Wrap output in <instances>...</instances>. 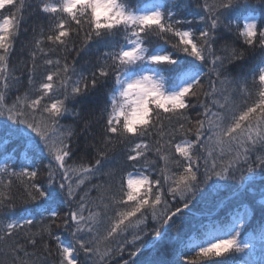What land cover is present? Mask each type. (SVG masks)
<instances>
[{"label": "snow or ice", "instance_id": "1", "mask_svg": "<svg viewBox=\"0 0 264 264\" xmlns=\"http://www.w3.org/2000/svg\"><path fill=\"white\" fill-rule=\"evenodd\" d=\"M256 51L264 0H0V264H264V204L242 202L264 173ZM102 86L78 155L62 120Z\"/></svg>", "mask_w": 264, "mask_h": 264}, {"label": "trees", "instance_id": "2", "mask_svg": "<svg viewBox=\"0 0 264 264\" xmlns=\"http://www.w3.org/2000/svg\"><path fill=\"white\" fill-rule=\"evenodd\" d=\"M25 15H28V13L26 12ZM37 20V16L29 17L28 25H32ZM30 37L31 32L27 34L22 33L20 40L16 45L17 49H19L21 42L30 39ZM73 55L75 54L73 53ZM97 55L98 52L96 45H93L87 51L82 52L81 55L77 57V69L79 70L81 68H88L90 66V63L95 61ZM261 58H264V53L256 51L254 54L249 56L246 65H251ZM69 59H71V57ZM239 70L240 69L238 66L236 68L230 67V71H232L233 74H235ZM106 102V89L102 86L94 91H90L87 95L75 100H71L68 103L70 111L65 115L62 123L73 125L77 128L79 132V138L74 142L73 147L76 148L77 146H79V148L81 149V153H78V155L82 154L84 145L91 142L93 134L98 131L100 127V124H97L96 121L93 120L92 127L87 131H83L82 129L84 128L85 119L88 117L89 113H92L94 116H99L100 110L104 107ZM75 113H80V117L78 118ZM100 123L102 124L103 122L101 121ZM2 147L6 149V152L4 154H12L14 156L15 163L18 167L21 164L25 163L22 148H18L17 145L12 142H10L9 145H3ZM0 162H2V159H0ZM40 163L41 161L39 159L35 160V166L39 167ZM43 163L46 164L47 161H43ZM253 176L254 178L252 180H246L244 182L246 190L244 196L242 197V202L248 204L250 207H253L256 210H259L262 204H264V173H261L260 170L257 169L254 172ZM228 183L229 185H231V187L226 186L218 194H214L213 196V199L216 201V203L220 205L218 215L224 214L223 205L233 200L238 195L239 191H241V181H238V183L237 181H229ZM193 211L195 212L197 211V209H193ZM252 223L253 225H255L257 221L253 220ZM189 235H192V233H189ZM65 238H67L66 234ZM154 254L155 252L153 249L146 248L144 250V254L139 256L138 260L142 264L143 261L150 259ZM259 256L260 250L259 248H257L255 258L259 259ZM235 259L238 264L239 256Z\"/></svg>", "mask_w": 264, "mask_h": 264}, {"label": "rangeland", "instance_id": "3", "mask_svg": "<svg viewBox=\"0 0 264 264\" xmlns=\"http://www.w3.org/2000/svg\"><path fill=\"white\" fill-rule=\"evenodd\" d=\"M237 183H238V181H237Z\"/></svg>", "mask_w": 264, "mask_h": 264}]
</instances>
